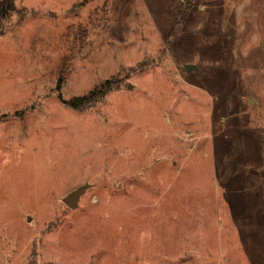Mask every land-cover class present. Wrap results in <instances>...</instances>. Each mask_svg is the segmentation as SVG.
<instances>
[{
	"label": "rangeland",
	"instance_id": "rangeland-1",
	"mask_svg": "<svg viewBox=\"0 0 264 264\" xmlns=\"http://www.w3.org/2000/svg\"><path fill=\"white\" fill-rule=\"evenodd\" d=\"M15 1L0 264H264V0Z\"/></svg>",
	"mask_w": 264,
	"mask_h": 264
},
{
	"label": "trees",
	"instance_id": "trees-1",
	"mask_svg": "<svg viewBox=\"0 0 264 264\" xmlns=\"http://www.w3.org/2000/svg\"><path fill=\"white\" fill-rule=\"evenodd\" d=\"M15 0H0V29L2 23H7L12 19V16L16 13ZM170 37V35H168ZM61 79H58L56 88L60 86ZM115 85L109 81H105L93 87L83 96H72L67 99H63V102L72 109L86 110L93 107L98 101L103 99L107 92H109Z\"/></svg>",
	"mask_w": 264,
	"mask_h": 264
},
{
	"label": "water",
	"instance_id": "water-1",
	"mask_svg": "<svg viewBox=\"0 0 264 264\" xmlns=\"http://www.w3.org/2000/svg\"><path fill=\"white\" fill-rule=\"evenodd\" d=\"M194 68L192 65H185L184 69L186 71ZM89 187L88 183H83L82 185L76 187L72 191L68 192L66 195H64L61 198V201L64 203V205L70 209H74L78 206L80 197L84 194V192L87 190Z\"/></svg>",
	"mask_w": 264,
	"mask_h": 264
}]
</instances>
